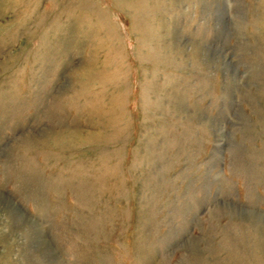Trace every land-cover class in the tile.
<instances>
[{
	"label": "rangeland",
	"instance_id": "1",
	"mask_svg": "<svg viewBox=\"0 0 264 264\" xmlns=\"http://www.w3.org/2000/svg\"><path fill=\"white\" fill-rule=\"evenodd\" d=\"M0 264H264V0H0Z\"/></svg>",
	"mask_w": 264,
	"mask_h": 264
},
{
	"label": "bare ground",
	"instance_id": "2",
	"mask_svg": "<svg viewBox=\"0 0 264 264\" xmlns=\"http://www.w3.org/2000/svg\"><path fill=\"white\" fill-rule=\"evenodd\" d=\"M218 14V13H217ZM230 68V67H229ZM17 210V209H16ZM21 210V209H20ZM18 212L20 213V215L22 216L23 215V213L21 214V212L18 210ZM262 221V220H261ZM258 223V222H257ZM32 224V223H31ZM36 227V229H37V225L35 226ZM40 230V229H39ZM35 233H38V232H35ZM41 233H43V232H41ZM55 254V253H54Z\"/></svg>",
	"mask_w": 264,
	"mask_h": 264
}]
</instances>
